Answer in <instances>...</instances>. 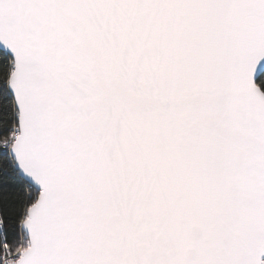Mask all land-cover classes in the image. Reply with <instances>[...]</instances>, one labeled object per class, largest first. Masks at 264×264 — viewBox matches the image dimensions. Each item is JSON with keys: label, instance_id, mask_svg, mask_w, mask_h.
Masks as SVG:
<instances>
[{"label": "snow or ice", "instance_id": "1", "mask_svg": "<svg viewBox=\"0 0 264 264\" xmlns=\"http://www.w3.org/2000/svg\"><path fill=\"white\" fill-rule=\"evenodd\" d=\"M0 264H264V0H0Z\"/></svg>", "mask_w": 264, "mask_h": 264}]
</instances>
